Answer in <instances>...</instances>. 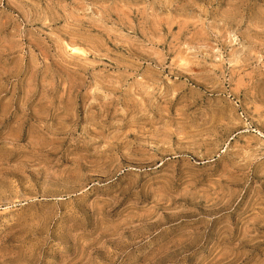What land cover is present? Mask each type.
I'll return each instance as SVG.
<instances>
[{
	"label": "rangeland",
	"instance_id": "1",
	"mask_svg": "<svg viewBox=\"0 0 264 264\" xmlns=\"http://www.w3.org/2000/svg\"><path fill=\"white\" fill-rule=\"evenodd\" d=\"M0 264H264V0H0Z\"/></svg>",
	"mask_w": 264,
	"mask_h": 264
},
{
	"label": "bare ground",
	"instance_id": "2",
	"mask_svg": "<svg viewBox=\"0 0 264 264\" xmlns=\"http://www.w3.org/2000/svg\"><path fill=\"white\" fill-rule=\"evenodd\" d=\"M76 48V47H75ZM78 49V48H77ZM80 51V50H79ZM78 52V51H77Z\"/></svg>",
	"mask_w": 264,
	"mask_h": 264
}]
</instances>
